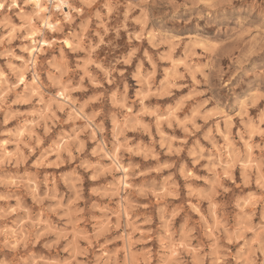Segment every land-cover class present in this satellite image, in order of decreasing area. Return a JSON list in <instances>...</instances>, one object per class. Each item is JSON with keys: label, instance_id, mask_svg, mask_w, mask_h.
<instances>
[{"label": "rangeland", "instance_id": "1", "mask_svg": "<svg viewBox=\"0 0 264 264\" xmlns=\"http://www.w3.org/2000/svg\"><path fill=\"white\" fill-rule=\"evenodd\" d=\"M0 3V264H264V0Z\"/></svg>", "mask_w": 264, "mask_h": 264}, {"label": "bare ground", "instance_id": "2", "mask_svg": "<svg viewBox=\"0 0 264 264\" xmlns=\"http://www.w3.org/2000/svg\"><path fill=\"white\" fill-rule=\"evenodd\" d=\"M19 1L20 0H11V2H12V4H13V6H16V7H18V3H19ZM70 1L71 0H60L59 1V5H57L56 7H55V9H57V10H63V12H64V14H65V19H69L70 20V18H71V16H72V14H71V12H70ZM27 2L29 3V5L31 6V7H33V9L35 10V15H36V17L37 18H41V17H45L44 18V22H42L43 23V27H45V28H48V29H50L51 30V32H54L55 33V27L56 26H58L60 23L58 22V23H55V24H52L51 23V19H50V11L48 10V7H46V5H45V2H44V0H27ZM46 7V8H45ZM0 8L1 9H3V3H0ZM47 9V10H46ZM69 9V10H68ZM48 14V16H46ZM35 18V17H34ZM30 19V26H31V28H30V33L28 34V36H29V38H30V40L32 41V43H37V41H36V37L39 35V33H40V31H38L37 29H36V27H35V25H34V23H35V19ZM72 19V18H71ZM37 20V19H36ZM42 20V19H41ZM42 31V30H41ZM43 33V32H42ZM38 43H40V46H41V48H36V47H32V48H30L29 50H28V52H29V54H30V56H32V57H34V62L36 61V58H37V54H39L41 51H42V48L43 47H47L48 45H49V43L47 42V41H45L44 39L42 40V38H41V41L40 42H38ZM64 43H65V46H66V48H70V44L71 43H69V41L68 40H64ZM33 62V61H32ZM1 77H2V79H4L5 77H4V75L2 74L1 75ZM35 82V81H34ZM7 83V82H6ZM64 93H61L59 96L61 97V99H63L64 101H66V102H69V99H68V97L67 96H64L63 95ZM41 96V95H40ZM39 97V96H38ZM66 105V104H65ZM130 117V116H129ZM23 135V133H20L19 134V136L21 137ZM228 149V148H227ZM228 151V150H227ZM118 164V163H117ZM122 168V167H121ZM123 170L122 171H124V172H126L127 171V169H125V168H122ZM224 174V173H223ZM125 178H127L126 177V175H125ZM125 185V184H124ZM127 186V185H126ZM122 207H124V206H122ZM124 209H126V208H124ZM125 215V214H124ZM16 243V242H15ZM176 251V250H175ZM172 255V254H171Z\"/></svg>", "mask_w": 264, "mask_h": 264}, {"label": "built area", "instance_id": "3", "mask_svg": "<svg viewBox=\"0 0 264 264\" xmlns=\"http://www.w3.org/2000/svg\"><path fill=\"white\" fill-rule=\"evenodd\" d=\"M60 0H44V2L51 8H53L55 11H58L57 9H55V7L57 5H59Z\"/></svg>", "mask_w": 264, "mask_h": 264}]
</instances>
